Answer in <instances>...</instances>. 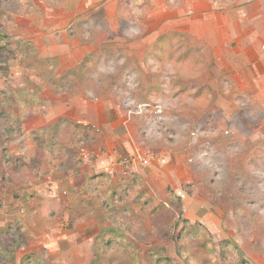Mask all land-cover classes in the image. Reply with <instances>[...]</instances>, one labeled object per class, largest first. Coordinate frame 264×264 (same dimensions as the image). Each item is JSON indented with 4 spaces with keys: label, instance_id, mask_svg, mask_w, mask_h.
<instances>
[{
    "label": "rangeland",
    "instance_id": "obj_1",
    "mask_svg": "<svg viewBox=\"0 0 264 264\" xmlns=\"http://www.w3.org/2000/svg\"><path fill=\"white\" fill-rule=\"evenodd\" d=\"M106 1L0 0V264H264V109L178 31L153 48L184 0H124L114 21ZM67 35L95 45L83 66ZM67 92L69 114L92 101L110 122L31 130Z\"/></svg>",
    "mask_w": 264,
    "mask_h": 264
},
{
    "label": "crops",
    "instance_id": "obj_2",
    "mask_svg": "<svg viewBox=\"0 0 264 264\" xmlns=\"http://www.w3.org/2000/svg\"><path fill=\"white\" fill-rule=\"evenodd\" d=\"M85 1L86 3L88 1L87 5L89 7L91 5L94 6L96 3L103 2V0ZM119 1L122 0H117L116 3ZM246 1L250 3L246 5ZM106 2H111V0H107ZM80 3L81 0H77L73 9L74 11L77 10V7H80ZM117 5L118 4H115L114 13H108L111 21H114L116 17ZM61 6L63 9L65 8L64 5ZM105 6H103L104 10L100 7L103 15L106 14ZM255 8H264V0H239L235 6H227L226 8L213 0H184L182 6L171 9L176 11V15L174 19L168 21V29L163 30L161 34L169 30L173 32H184L192 39L200 42L203 48H207L211 51L214 57V66L222 71H219V74H230L229 79L233 85V90L237 91L240 96H248L249 100H253L254 103H258L264 109V13L258 15L259 12ZM73 10L70 12L73 16H70L66 25L61 26L63 31L64 28H66L65 31L69 32V34L71 32V30L68 31L71 27L70 23L76 15L80 14L75 13ZM105 23L106 27H110L109 29L112 31V24L109 26L106 20ZM56 28L60 27L57 26ZM67 36L70 37V35ZM72 37L67 40L69 42H72L73 39L77 41L78 48L81 52H79L80 57L78 56L76 58V61H78L77 63H79L83 60L88 51L94 49L91 48L95 47V45L82 44L77 38L72 39ZM67 40L58 42L55 44V47H63L65 49L67 47ZM151 41H153V39ZM68 97H66L65 102L60 100L53 102L50 108V111H53L50 114V117L53 115L52 119L47 120L42 118L38 125L34 128L33 126L31 127V130H41V128L49 130L55 123L68 118L75 124L91 125L93 128L98 126L103 128L110 122L108 108L105 106L102 107L100 104H96L97 102L92 101L88 103L87 108L89 109L83 108L84 110L81 111L82 107L76 105L77 112L69 114L68 104L70 105V103L67 101L74 99V97ZM124 151L127 152V155L134 151L144 153L140 151L139 147L134 145L132 139H129V134H124ZM144 154L143 157L146 158ZM121 157L122 156H119L116 160ZM111 158L114 160L116 157ZM144 161L152 164V166L150 164L143 165L141 169H137V173L141 178H143L144 175L155 176L157 167L153 165L149 159H147V161L145 159ZM133 162H135V160H133ZM110 165L114 166V162L112 161L107 166L108 169L105 168L103 170L106 172L110 170L108 173L113 177V168L110 167ZM115 167H118L119 171H124V169H122L123 166L119 164ZM148 167L151 168V171L146 173ZM165 175L168 180H166V178L162 180L164 186H167L166 184L175 181L177 178H170L168 173ZM150 186L154 194L158 192L155 186L152 184ZM79 187L80 185L73 186V190ZM64 193L66 192L64 191ZM68 200L69 197H67V201ZM66 204L68 205L69 201Z\"/></svg>",
    "mask_w": 264,
    "mask_h": 264
},
{
    "label": "trees",
    "instance_id": "obj_3",
    "mask_svg": "<svg viewBox=\"0 0 264 264\" xmlns=\"http://www.w3.org/2000/svg\"><path fill=\"white\" fill-rule=\"evenodd\" d=\"M56 1H58V0H56ZM143 1H145V0H142V2ZM60 2L62 3L61 5H64L65 7H67V8H74L75 7V5H76V2H77V0H60ZM124 2V0H122V1H120L119 3H118V5H117V10H116V16L118 15V13H119V7H121V4ZM106 26V25H105ZM105 31H106V29H105ZM164 34V33H163ZM163 34H160L159 36H158V38H156V41L154 42V44H153V48H156L157 47V43H159V41L160 40H162L164 37H163ZM178 36L183 40V42H184V44H188V43H190V44H197L198 46H200V47H202V45H201V43L200 42H198V41H196V40H194V39H192L191 37H189L186 33H184V32H179V34H178ZM193 47H190V52H191V50H193L192 49ZM205 51H207V52H210V50L209 49H207V48H205ZM185 54H187V52H185ZM210 54V53H209ZM212 57V56H211ZM89 58V57H88ZM85 62H88V60H87V58L85 57L84 58V60L82 61V63L80 64V66H83L84 65V63ZM209 64L211 65V61H209V63L206 65V68L208 69V67H209ZM55 78H57V79H61V80H63V75L62 76H58V77H55ZM56 91V93L58 92L59 94H60V92H65L66 91V89H64V90H59V91H57V90H55ZM59 94H57V95H59ZM67 94H68V96L69 97H73V95H75V94H78V93H75V92H71V93H68L67 92ZM63 122H65V119H62L60 122H58V123H56V124H54V125H58V124H60V123H63ZM75 126H81L82 124H74ZM81 127H84V128H86V129H88L89 130V128L91 127V125H85V126H81ZM101 174H103V173H101ZM100 173L99 174H95L94 176H92L91 177V180H96V179H98L99 177H100V175H101ZM104 176V175H103ZM99 185H101V184H99ZM118 225H120V226H124V224H122V223H119ZM123 230H124V228H123ZM106 231H108V232H106ZM118 231H119V229H117L116 228V230L114 229V227L110 230V229H106V230H104V232H102L100 235H99V237L97 236V238H101V237H103V236H108L110 239H112L113 240V238L112 237H110L109 235L112 233L113 234V237H115V238H117L118 237ZM115 233H118L117 235L115 234ZM124 235V232H122L121 234H120V236H123ZM95 239H96V237H95ZM109 240V239H108ZM237 248V247H236ZM25 262H27L26 261V258L25 257H23L22 259H21V264H25Z\"/></svg>",
    "mask_w": 264,
    "mask_h": 264
},
{
    "label": "built area",
    "instance_id": "obj_4",
    "mask_svg": "<svg viewBox=\"0 0 264 264\" xmlns=\"http://www.w3.org/2000/svg\"><path fill=\"white\" fill-rule=\"evenodd\" d=\"M124 162H127V160H124Z\"/></svg>",
    "mask_w": 264,
    "mask_h": 264
}]
</instances>
